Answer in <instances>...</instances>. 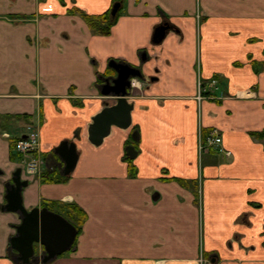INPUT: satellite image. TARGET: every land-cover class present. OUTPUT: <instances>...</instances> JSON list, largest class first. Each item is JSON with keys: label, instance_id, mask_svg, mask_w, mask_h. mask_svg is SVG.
Masks as SVG:
<instances>
[{"label": "crops", "instance_id": "obj_1", "mask_svg": "<svg viewBox=\"0 0 264 264\" xmlns=\"http://www.w3.org/2000/svg\"><path fill=\"white\" fill-rule=\"evenodd\" d=\"M114 1L0 0V180L22 168L28 210L87 213L76 247L49 264H264V138L252 135L264 132V0H125L109 36L69 12L99 15ZM111 61L143 78L127 97L132 125L95 146L93 118L116 104L101 92ZM213 128L230 158L202 149ZM33 132L38 172L13 147ZM64 141L77 145L76 169L44 183L48 171L62 176ZM6 203L0 185V264H20L10 239L21 221Z\"/></svg>", "mask_w": 264, "mask_h": 264}, {"label": "water", "instance_id": "obj_2", "mask_svg": "<svg viewBox=\"0 0 264 264\" xmlns=\"http://www.w3.org/2000/svg\"><path fill=\"white\" fill-rule=\"evenodd\" d=\"M121 9L122 3H115L111 10V18L115 19ZM169 31L168 25H162L156 31L154 42H162ZM109 66L116 72V76L105 80L101 92L104 96L115 97L116 104L106 105L104 110L93 118L89 127V139L95 146L102 145L104 139L111 134L113 126L126 130L132 125L134 105L129 103L127 97L130 95L134 80L143 78L141 69L128 64L111 61ZM133 138L138 141L139 133L135 132ZM54 153L61 160L62 175L70 176L79 160L77 145L64 141ZM127 154L134 159L137 156L136 148L133 145L129 146ZM0 185L5 188L7 201L5 211L18 215L21 221L20 225L16 226V235L10 239L11 248L18 253L16 257L18 263L49 264L73 249L78 231L71 222L46 207L28 210L24 206L23 190L29 182L22 180V168L13 173L11 181L0 180ZM39 247L43 248L41 253Z\"/></svg>", "mask_w": 264, "mask_h": 264}, {"label": "trees", "instance_id": "obj_3", "mask_svg": "<svg viewBox=\"0 0 264 264\" xmlns=\"http://www.w3.org/2000/svg\"><path fill=\"white\" fill-rule=\"evenodd\" d=\"M117 2L123 4L125 0H115L113 5ZM112 7L105 13L99 15H91L78 9H72L69 12L71 14H79L80 16H82L85 22L87 23L88 27L92 32H94V34L100 36H109L112 32V28L117 24L120 14L122 12L121 9L118 16L115 19H112L111 18ZM252 135L258 139L264 138V132L253 133ZM137 143L138 142L134 140V138L132 137L131 141L128 142V146L133 145L135 148L138 149ZM125 160L129 164L128 168H129L130 176L135 177L137 175L138 169L133 163L134 159H131L130 157L126 156ZM41 178L44 183H61L67 181L69 176H64V175L61 176L59 175V173H57L56 170H53L51 172L48 171L44 173L41 176ZM173 180H176L180 182L182 185L189 187V184L186 181H183L182 179H173ZM44 207L65 217L69 222H71L77 228L78 236L80 235V233L82 232V226L87 219V213L81 207H79L77 204H64V203L62 204L60 202L48 203L45 204ZM55 208H57L58 210L56 211ZM76 242L73 246V249L76 247Z\"/></svg>", "mask_w": 264, "mask_h": 264}, {"label": "built area", "instance_id": "obj_4", "mask_svg": "<svg viewBox=\"0 0 264 264\" xmlns=\"http://www.w3.org/2000/svg\"><path fill=\"white\" fill-rule=\"evenodd\" d=\"M213 83H216V81H213ZM205 139L206 142L202 144V149H217L228 158L232 156V152L222 146L223 135L220 129L213 128ZM40 145V137L36 132L30 133L26 138L22 137L16 141L15 150L22 155L23 163L27 170L38 172L41 163L39 156ZM36 153L38 154L37 156H35Z\"/></svg>", "mask_w": 264, "mask_h": 264}, {"label": "rangeland", "instance_id": "obj_5", "mask_svg": "<svg viewBox=\"0 0 264 264\" xmlns=\"http://www.w3.org/2000/svg\"><path fill=\"white\" fill-rule=\"evenodd\" d=\"M29 135V134H28ZM28 135H26V137L28 136ZM20 138H22V137H20ZM20 138H18V139H20ZM24 138V137H23ZM18 139H15V141H14V144H13V147L15 148V146H16V141L18 140ZM16 151V150H15ZM21 157H22V155L20 154V153H18ZM38 154L36 153L35 154V156H37ZM22 160H23V158H22Z\"/></svg>", "mask_w": 264, "mask_h": 264}, {"label": "flooded vegetation", "instance_id": "obj_6", "mask_svg": "<svg viewBox=\"0 0 264 264\" xmlns=\"http://www.w3.org/2000/svg\"><path fill=\"white\" fill-rule=\"evenodd\" d=\"M165 25H168L167 23H165ZM169 26V25H168ZM132 93V88L130 89V94Z\"/></svg>", "mask_w": 264, "mask_h": 264}]
</instances>
